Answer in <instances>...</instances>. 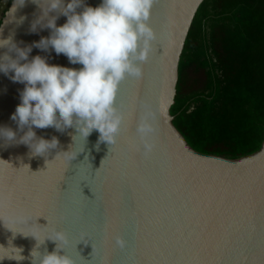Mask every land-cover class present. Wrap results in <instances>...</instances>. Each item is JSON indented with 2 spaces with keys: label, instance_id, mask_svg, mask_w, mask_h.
<instances>
[{
  "label": "water",
  "instance_id": "water-1",
  "mask_svg": "<svg viewBox=\"0 0 264 264\" xmlns=\"http://www.w3.org/2000/svg\"><path fill=\"white\" fill-rule=\"evenodd\" d=\"M204 1L155 0L148 21L156 33L153 51L141 64L142 77L119 86L123 121L114 145L97 150L95 130L85 142L73 140L75 128H34L37 137L60 143L33 156L27 145L0 138V264H39L40 254L56 250L59 242L48 238L58 231L65 236L60 254L74 264H264V144L239 159L205 155L173 124L181 57ZM101 2L85 0L92 7ZM14 3L20 0L5 13L0 39L12 36L25 47L51 35L31 30L40 14L33 0L15 9ZM66 20L60 15L57 25ZM6 51L0 48V56ZM36 55L51 65L82 67L51 48L34 47L29 59ZM12 75L0 72V127L19 140L27 128L20 131L11 116L25 84ZM149 111L154 130L142 138L137 128ZM145 142L153 145L147 155ZM16 248L23 260L10 259L19 257Z\"/></svg>",
  "mask_w": 264,
  "mask_h": 264
},
{
  "label": "clouds",
  "instance_id": "clouds-1",
  "mask_svg": "<svg viewBox=\"0 0 264 264\" xmlns=\"http://www.w3.org/2000/svg\"><path fill=\"white\" fill-rule=\"evenodd\" d=\"M33 2L39 6L40 14L31 30L36 31L39 26L50 29L51 35L25 47L12 36L0 39V48L7 49L0 56V72L14 73L11 79L25 84L20 93L21 103L11 119L20 131L27 128L17 140L16 131L0 127V138L27 145L33 156H45L58 148L60 142L55 136L37 137L34 128L53 127L60 132L75 128L74 141L81 137L86 142L95 130L99 133L97 150L101 143L111 147L123 121L116 103L119 86L128 77H142L141 64L147 62L153 51L156 33L148 21L155 0H102L96 7L87 5L85 0ZM24 3L25 0H20L13 8ZM53 12L56 15H50ZM60 15L67 17L62 26L57 25ZM34 47L44 51L54 49L57 55L63 54L71 64L82 67L51 65L40 55L29 59ZM11 53H15V58ZM152 117V112H146L137 128L142 138L154 130L149 122ZM144 147L147 155L153 145L145 142ZM48 239L59 243L55 251L46 252L42 258L40 254L39 264H74L71 257L60 254V242L65 240L62 232L58 231L55 239ZM116 242L125 246L121 238ZM16 249L19 257L10 259L23 260V249ZM36 252L32 251V257L35 258Z\"/></svg>",
  "mask_w": 264,
  "mask_h": 264
},
{
  "label": "trees",
  "instance_id": "trees-1",
  "mask_svg": "<svg viewBox=\"0 0 264 264\" xmlns=\"http://www.w3.org/2000/svg\"><path fill=\"white\" fill-rule=\"evenodd\" d=\"M171 115L201 154L239 159L262 149L264 0L202 3L181 57Z\"/></svg>",
  "mask_w": 264,
  "mask_h": 264
},
{
  "label": "crops",
  "instance_id": "crops-1",
  "mask_svg": "<svg viewBox=\"0 0 264 264\" xmlns=\"http://www.w3.org/2000/svg\"><path fill=\"white\" fill-rule=\"evenodd\" d=\"M10 0H0V21H2L3 13L5 14L7 12V6L9 4Z\"/></svg>",
  "mask_w": 264,
  "mask_h": 264
},
{
  "label": "rangeland",
  "instance_id": "rangeland-1",
  "mask_svg": "<svg viewBox=\"0 0 264 264\" xmlns=\"http://www.w3.org/2000/svg\"><path fill=\"white\" fill-rule=\"evenodd\" d=\"M10 5H11V0H10V2H9V4H8L7 8H6L7 10L9 9ZM4 16H5V14L3 13V15H2L1 18H3Z\"/></svg>",
  "mask_w": 264,
  "mask_h": 264
}]
</instances>
